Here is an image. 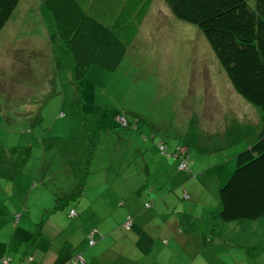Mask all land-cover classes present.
<instances>
[{"label":"rangeland","instance_id":"rangeland-1","mask_svg":"<svg viewBox=\"0 0 264 264\" xmlns=\"http://www.w3.org/2000/svg\"><path fill=\"white\" fill-rule=\"evenodd\" d=\"M40 3L20 0L0 31V146L10 155L15 173L13 179L0 178V189L5 187L19 208L27 202L33 210L38 202L39 208L52 211L55 194L88 178L91 187L104 178L96 171L108 165L117 169L114 162L129 158L132 187L144 178V173H136L143 166L136 150L146 142L155 150L147 152L148 188L159 182L180 184L179 193L171 194L182 199L185 187L194 198L186 187L191 181L198 197L213 207L218 188L235 170V156L249 148L262 117L233 90L203 34L176 19L162 0H153L124 54L109 64L86 61L78 74L71 59L51 44ZM112 13L115 16L114 10L102 11V17L96 11L89 14L110 25ZM117 117L131 132L115 123L114 133L100 129H112ZM135 140L139 144L129 142ZM159 140L174 168L169 176L155 169ZM178 149L189 152L194 176L170 157ZM217 162L222 163L211 167ZM228 163L225 180L214 184L216 172ZM186 175L188 182L180 183ZM9 204L0 205V212ZM71 207L75 204L54 216L67 215ZM31 218V224H38L42 217L35 210ZM6 224L0 217L2 239ZM219 225H226L219 232L225 233L227 247L212 248L221 250L215 256L220 254L227 264H264V216Z\"/></svg>","mask_w":264,"mask_h":264},{"label":"crops","instance_id":"crops-1","mask_svg":"<svg viewBox=\"0 0 264 264\" xmlns=\"http://www.w3.org/2000/svg\"><path fill=\"white\" fill-rule=\"evenodd\" d=\"M102 11L104 9H96L99 17H102ZM114 123L126 132L132 130L119 117L113 121V130L108 126L100 129L114 133ZM261 123L262 121L256 126ZM98 133L102 137V131ZM155 136L153 132L151 141ZM129 142L139 144L137 140ZM158 143L163 141L159 140L156 146ZM212 147L210 145L209 149ZM136 151L143 165L136 172L139 175L144 173L142 182L131 187L130 173L127 174L131 169L130 158L126 163L114 162L113 165H118L117 169L111 168V165L104 166L96 171L97 174H103L104 178L93 183L91 187L88 178L85 182H76L74 188L68 187L65 192L57 194L59 197H70L66 208L71 203L75 204V207L68 210L67 215L61 217L54 216L58 210L49 211L45 206L39 208L38 202L33 203V210L27 202L22 203L19 208L9 194L6 196L5 187L0 189V205L10 203L8 209L0 212V217L5 218L7 223L3 229L5 238L0 236V263L2 258L7 257L8 264H227L226 260H221L220 254L215 256L227 247L225 239H222L225 233L219 232V228H225L226 225L219 224H230L218 220V195L213 207H210L207 200L198 197V193L191 186L192 182L186 181L189 175L184 176L180 183L188 182L186 187L188 186L194 198H191L185 187L179 194L182 199L174 197L171 193L178 194L179 190L176 189L180 184L159 182L148 188L147 152L155 153V150L149 143L142 142ZM179 151L185 154L188 161L189 152L185 149ZM155 159L156 172L167 173V176L173 172L174 168L168 165L170 163L167 156L155 154ZM181 159L182 156L175 159L178 165ZM220 163L222 162L211 164V167ZM230 167L228 163L223 170L216 172L214 184L219 185L225 180ZM193 171L197 172L190 168L189 163V169L185 172L193 175ZM96 172L87 171L86 174ZM106 180L108 181L104 182ZM169 185L172 191L166 193ZM80 186L82 189L79 196L73 199L71 196ZM185 192L189 194L190 200H184ZM146 204H149L148 208L145 207ZM35 210L42 218L38 224H31V213ZM71 211L75 212V216L70 215ZM12 218H15L14 225L10 223ZM128 218L132 223L130 229L126 230L124 223ZM70 220L74 222L70 223ZM90 235L94 241L91 246ZM220 247L223 248L212 249ZM78 257L80 260L74 262Z\"/></svg>","mask_w":264,"mask_h":264},{"label":"trees","instance_id":"trees-1","mask_svg":"<svg viewBox=\"0 0 264 264\" xmlns=\"http://www.w3.org/2000/svg\"><path fill=\"white\" fill-rule=\"evenodd\" d=\"M152 1L42 0L41 14L51 44L71 59L79 74L86 61L109 64L124 54ZM18 2L0 0V31ZM162 2L176 19L203 34L233 90L261 114L255 138L235 156V170L218 191L221 223L256 221L264 216V0ZM97 8L115 11L110 25L89 14ZM175 152L170 156L174 160ZM14 175L11 157L0 146V178ZM81 189L71 197L77 198ZM69 198L55 194L52 211L65 208Z\"/></svg>","mask_w":264,"mask_h":264},{"label":"built area","instance_id":"built-area-1","mask_svg":"<svg viewBox=\"0 0 264 264\" xmlns=\"http://www.w3.org/2000/svg\"><path fill=\"white\" fill-rule=\"evenodd\" d=\"M122 125H124V123H122ZM158 150L161 154H165V151H166V147L163 143H158ZM180 156H182V159L180 160L179 162V165H178V168L180 170H188L189 169V162L187 161L186 157H185V154L181 151H176L175 154H174V158H179ZM184 200H190V196L188 193H184V196H183ZM146 207H149V204L146 205ZM70 215L71 216H75V212L74 211H71L70 212ZM131 219L128 218L127 221L124 223V228L126 230L130 229L131 227ZM94 244V241L92 240L91 238V235L89 236V245H93ZM77 260H80V258L78 257L77 259H75L74 262H77ZM0 264H8V258L7 257H4L2 258L1 260V263Z\"/></svg>","mask_w":264,"mask_h":264}]
</instances>
